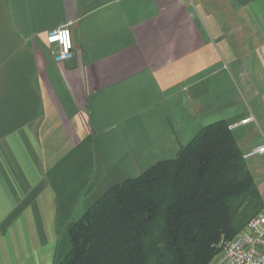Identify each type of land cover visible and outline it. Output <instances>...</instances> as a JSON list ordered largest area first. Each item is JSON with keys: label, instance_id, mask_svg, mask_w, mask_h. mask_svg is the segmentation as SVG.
Masks as SVG:
<instances>
[{"label": "crops", "instance_id": "crops-1", "mask_svg": "<svg viewBox=\"0 0 264 264\" xmlns=\"http://www.w3.org/2000/svg\"><path fill=\"white\" fill-rule=\"evenodd\" d=\"M219 120L264 144V0H0V264L58 262L112 186Z\"/></svg>", "mask_w": 264, "mask_h": 264}, {"label": "trees", "instance_id": "trees-1", "mask_svg": "<svg viewBox=\"0 0 264 264\" xmlns=\"http://www.w3.org/2000/svg\"><path fill=\"white\" fill-rule=\"evenodd\" d=\"M230 126H204L176 157L112 186L71 224L56 264L210 263L264 206Z\"/></svg>", "mask_w": 264, "mask_h": 264}, {"label": "built area", "instance_id": "built-area-1", "mask_svg": "<svg viewBox=\"0 0 264 264\" xmlns=\"http://www.w3.org/2000/svg\"><path fill=\"white\" fill-rule=\"evenodd\" d=\"M47 40L50 44H57L56 61H67L73 57L74 44L69 25H63L48 31ZM254 116H248L242 122L252 121ZM238 124H232L234 128ZM264 154V144L246 154ZM264 203V200H263ZM213 264H264V206L252 217L246 226L232 239L222 242L221 254Z\"/></svg>", "mask_w": 264, "mask_h": 264}, {"label": "rangeland", "instance_id": "rangeland-1", "mask_svg": "<svg viewBox=\"0 0 264 264\" xmlns=\"http://www.w3.org/2000/svg\"><path fill=\"white\" fill-rule=\"evenodd\" d=\"M243 152H244V151H243ZM244 154H245V153H244ZM245 157H246V155H245ZM251 157H252V156H250V157H246V158H251ZM261 160H262V162L264 163V158H261ZM253 161H254V160H251V159H249V161H248V163H249L248 165H249L250 168H252V166H251L252 164H251V163H253ZM250 164H251V165H250ZM261 170H262V169H260V171H261ZM260 173H261V172H260ZM255 175H258V174L256 173ZM260 175H261V178L258 180V182H259V186H260L262 192H264V172L261 173ZM261 194H262V193H261ZM262 196L264 197V195H262ZM93 204H94V203H93ZM93 204H92V205H93ZM88 209H89V208H88ZM88 209H87V210H88ZM247 211H250V210H247ZM83 215H84V214H83ZM83 215H82V216H83ZM82 216H81V217H82ZM79 218H80V217H79ZM79 218H78V219H79ZM78 219H77V220H78ZM74 222H75V221H74ZM245 226H246V225H245ZM245 226H244V227H245ZM242 229H243V228H242ZM242 229H241L240 231H242ZM240 231H239V232H240ZM239 232H238V233H239ZM69 247H70V245H69ZM69 247H68V249H69ZM68 249H67V251H68ZM221 249H222V242H221ZM67 251H66V253H67ZM66 253H65V254H66ZM220 254H221V253H218V255H217V256H216V257H215L210 263H208V264H213V263L217 260V258L219 257ZM64 256H65V255H64ZM64 256H63V257H64ZM63 257H62V258H63ZM62 258H61V259H62ZM61 259H60V260H61ZM56 263H57V262H56ZM56 263H55V261H54V264H56Z\"/></svg>", "mask_w": 264, "mask_h": 264}]
</instances>
